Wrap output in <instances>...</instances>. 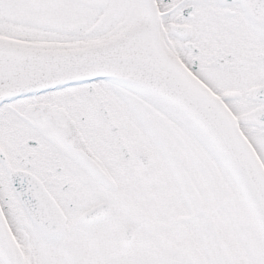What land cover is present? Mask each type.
Listing matches in <instances>:
<instances>
[{
	"label": "snow or ice",
	"instance_id": "6c2138e0",
	"mask_svg": "<svg viewBox=\"0 0 264 264\" xmlns=\"http://www.w3.org/2000/svg\"><path fill=\"white\" fill-rule=\"evenodd\" d=\"M0 264H264V0H0Z\"/></svg>",
	"mask_w": 264,
	"mask_h": 264
}]
</instances>
